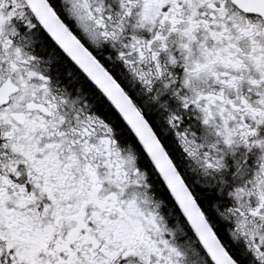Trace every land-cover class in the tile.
Masks as SVG:
<instances>
[{"label": "snow or ice", "instance_id": "6c2138e0", "mask_svg": "<svg viewBox=\"0 0 264 264\" xmlns=\"http://www.w3.org/2000/svg\"><path fill=\"white\" fill-rule=\"evenodd\" d=\"M0 264H264V0H0Z\"/></svg>", "mask_w": 264, "mask_h": 264}]
</instances>
